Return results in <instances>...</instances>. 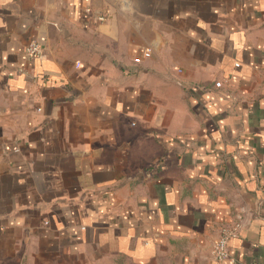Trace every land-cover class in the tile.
<instances>
[{"label":"crops","instance_id":"crops-1","mask_svg":"<svg viewBox=\"0 0 264 264\" xmlns=\"http://www.w3.org/2000/svg\"><path fill=\"white\" fill-rule=\"evenodd\" d=\"M238 263L264 264V0H0V264Z\"/></svg>","mask_w":264,"mask_h":264},{"label":"built area","instance_id":"built-area-1","mask_svg":"<svg viewBox=\"0 0 264 264\" xmlns=\"http://www.w3.org/2000/svg\"><path fill=\"white\" fill-rule=\"evenodd\" d=\"M26 50L31 55H40L42 53L43 48L38 41L31 40L28 43ZM149 54H150V50L146 52V55H149ZM217 85H220V82H217ZM236 228L237 227H234L231 229H224L223 232L220 234V236H218L215 239L212 249H213L215 256L219 260L229 259V260L234 261L233 257L231 256L228 243H229L230 237L236 235ZM240 264H243V263H240Z\"/></svg>","mask_w":264,"mask_h":264}]
</instances>
